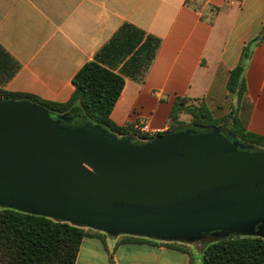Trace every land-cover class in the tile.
<instances>
[{"label":"crops","instance_id":"1","mask_svg":"<svg viewBox=\"0 0 264 264\" xmlns=\"http://www.w3.org/2000/svg\"><path fill=\"white\" fill-rule=\"evenodd\" d=\"M248 46L238 118L264 136V0H0V89L67 102L73 77L97 59L125 80L111 112L119 126L144 119L169 131L179 98L226 117ZM200 263L188 245L92 231L75 264Z\"/></svg>","mask_w":264,"mask_h":264},{"label":"water","instance_id":"2","mask_svg":"<svg viewBox=\"0 0 264 264\" xmlns=\"http://www.w3.org/2000/svg\"><path fill=\"white\" fill-rule=\"evenodd\" d=\"M0 206L163 241L264 235V151L188 124L120 137L0 97Z\"/></svg>","mask_w":264,"mask_h":264},{"label":"trees","instance_id":"3","mask_svg":"<svg viewBox=\"0 0 264 264\" xmlns=\"http://www.w3.org/2000/svg\"><path fill=\"white\" fill-rule=\"evenodd\" d=\"M251 47H246L239 64L230 73L228 88L235 95L236 104L229 114L217 119L205 104L196 106L179 98L172 111L175 124L171 130L186 125L179 118L180 113L187 112L193 117V123L188 125L227 130L236 134L242 142L264 151V136L245 130L238 118L239 102L247 91L245 71ZM73 84L75 88L67 102L2 89L0 97L28 100L57 114L80 112L120 137L130 136L140 140L153 138L133 130L130 125L119 126L112 121V109L125 84L120 74L96 59L82 66L73 77ZM92 231L71 222L0 206V264H75L82 240ZM121 236L125 242L150 239L138 235ZM201 240L208 241V245L202 251L200 264H264V235L232 234Z\"/></svg>","mask_w":264,"mask_h":264},{"label":"rangeland","instance_id":"4","mask_svg":"<svg viewBox=\"0 0 264 264\" xmlns=\"http://www.w3.org/2000/svg\"><path fill=\"white\" fill-rule=\"evenodd\" d=\"M194 105L200 106L201 103L200 104L194 103ZM179 120H180V122H182L184 124H192L193 123V117L191 116V114H188L187 112L180 113ZM90 229H92L93 231L99 232V233H104L103 231H99V230H96L94 228H90ZM156 240H158V239H156ZM168 242H170V241H168ZM171 242L177 243V244H182V245H188L189 247H191L192 251L194 253V258H195L196 263L199 260V258H201L203 249L206 248V246L208 245V241H206V240H198L196 242L174 240Z\"/></svg>","mask_w":264,"mask_h":264},{"label":"built area","instance_id":"5","mask_svg":"<svg viewBox=\"0 0 264 264\" xmlns=\"http://www.w3.org/2000/svg\"><path fill=\"white\" fill-rule=\"evenodd\" d=\"M131 126L133 130L138 131L147 136L152 135V134L166 133L168 131V128H164L159 131H153L150 128L148 121L144 119H141L140 121L133 123Z\"/></svg>","mask_w":264,"mask_h":264}]
</instances>
